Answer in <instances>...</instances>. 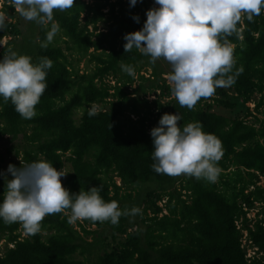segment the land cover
Returning a JSON list of instances; mask_svg holds the SVG:
<instances>
[{"label": "trees", "instance_id": "trees-1", "mask_svg": "<svg viewBox=\"0 0 264 264\" xmlns=\"http://www.w3.org/2000/svg\"><path fill=\"white\" fill-rule=\"evenodd\" d=\"M0 2V11L7 15L0 28V41L7 39L0 59L15 52L31 57L34 65L41 57L53 62L47 70L48 89L33 119L21 118L12 103L0 97V138L20 135L22 166L47 160L59 171L69 165L62 186L70 193L100 187L105 202L117 201L122 211L140 209L136 215L121 216L117 225L81 220L74 228L66 210L46 216L36 235H26L21 224L0 219V264H264V218L257 219L264 214V190L255 186L264 177V9L254 22L244 19L237 25L239 34L228 37L234 46L235 83L217 88L211 98H202L188 110L175 97L165 105L158 103L171 93L161 79L171 72L167 61L160 58L153 64L135 48L124 52L123 37L142 29L146 12L158 7L154 0H137L132 7L128 0H74L72 8L54 11L63 49L50 43L41 48L45 25L29 21L22 27L15 20L20 14L12 0ZM83 59L92 67L79 74L76 65ZM121 64L132 66L136 74L141 69L149 74L137 76L136 86L128 91L132 76ZM238 69L242 72L236 74ZM148 95L154 97V119ZM255 95L254 111L260 109L262 117L254 121L256 127L213 112H231L237 101L244 105ZM93 106L96 115L89 116ZM76 112L80 115L75 123ZM165 113H177L181 128L200 122L205 133L221 141V172L214 183L153 170L150 132ZM3 191L6 180L4 185L0 182V202ZM254 203L260 210L247 223L242 206L248 210ZM243 231L255 249L249 258L241 246Z\"/></svg>", "mask_w": 264, "mask_h": 264}, {"label": "clouds", "instance_id": "clouds-1", "mask_svg": "<svg viewBox=\"0 0 264 264\" xmlns=\"http://www.w3.org/2000/svg\"><path fill=\"white\" fill-rule=\"evenodd\" d=\"M158 7L146 12L141 30L126 34L124 52L134 48L149 56L155 64L163 58L171 65L167 81L172 95L181 107L194 110L203 98H211L217 88H228L235 83L233 69L234 46L228 37L239 34L237 25L244 19L254 22L261 15L264 0H154ZM15 11L26 21L40 25L51 23L41 48H47L60 31L54 21V11H66L74 0H12ZM130 7L137 0H129ZM7 19L0 11V28ZM133 19L138 23L139 17ZM53 62L41 57L38 64L31 57L10 52L0 59V97L11 102L21 118L33 119L40 98L48 89L47 70ZM122 71L134 76V68L121 64ZM242 72L238 69L236 74ZM89 116L96 115L93 106ZM181 117L163 114L150 135L154 145L153 170L169 176L187 175L215 182L221 172L217 166L222 158V143L213 134L205 133L200 122L181 128ZM11 179L6 180L0 202V219L7 224L19 223L26 235H36L48 215L70 210L69 223L78 220L110 222L117 225L121 216L136 215L139 208L121 210L117 201L105 202L100 187L70 193L61 183L66 176L47 160L34 161L20 168L9 164Z\"/></svg>", "mask_w": 264, "mask_h": 264}, {"label": "rangeland", "instance_id": "rangeland-1", "mask_svg": "<svg viewBox=\"0 0 264 264\" xmlns=\"http://www.w3.org/2000/svg\"><path fill=\"white\" fill-rule=\"evenodd\" d=\"M85 1V0H84ZM129 1V0H128ZM0 7H1V2H0ZM14 7V5H13ZM14 11H15V7H14ZM16 12V11H15ZM15 20L18 21L22 27L26 26L27 23H29V21H26L23 17H21V15L16 16ZM45 28L48 30H50L51 26H49L48 24L45 25ZM99 28H102L101 26H99ZM5 41H7V39H2L0 41V49L3 47ZM62 37L61 34L58 32L57 35L54 37L53 41L50 43L53 46H57L60 47L61 49H63V44H62ZM64 54L66 55L67 59L72 60L71 57H68L67 53L64 52ZM74 63V61H72ZM85 59L81 60L77 65V70L79 71V74L85 69V67L87 69H90L92 66L90 64H85ZM168 68H171V65L169 63H166ZM135 71V75L132 76V81L133 84L129 87L128 91L132 90L135 86H136V82H138V78L137 76H142L144 78H146L149 74V71H143L142 69L140 71H138V74H136V70ZM161 79H163L164 84L167 85L169 88L170 85L167 81V75H164L161 77ZM106 81V80H105ZM107 81H110L107 79ZM226 93L228 94V96H232V94L228 91H226ZM155 95H157V93H155ZM174 96L172 95V92L170 93L169 97L167 98H161L158 100V103L160 105H165L166 103H168V101L173 98ZM252 102L250 101V103H246V104H241L240 101H237V106L233 111H226L223 109H213V112L223 116L225 118H229V119H233V118H238L243 120L247 125H252L254 127L257 126V123H255L254 121H258L260 120L262 117L259 115V111L260 109L255 112L254 111V104L257 102L258 96H253L252 98ZM146 101H147V106H148V110L150 112V117L151 119L156 118L157 115V110L155 108V105L152 103L154 101V97H152V95H148L146 96ZM96 108V107H95ZM146 110H142V112H144ZM247 111V112H246ZM250 113V117L247 116L246 117V113ZM79 112H76L73 120L76 123L79 117ZM163 114L159 115V119L161 118ZM21 140H20V135L17 136L16 139L14 140H9V138L7 136L1 137L0 138V172L4 173L8 179L12 178L11 175L7 172L8 166L9 164L14 165L17 168H20L22 166V164L20 163L19 160V150H21ZM17 151L18 155L15 156L14 151ZM23 167V166H22ZM63 172H65V174L70 172V168L69 165L65 164L63 169ZM65 177V176H64ZM64 177H61V183H63ZM114 183L116 184V186H119V182L116 178H113ZM2 182V181H0ZM255 186L257 187H261V189L264 190V177H260L257 179V183H255ZM255 208H252L250 210H248V214L249 216H252L253 214H256L259 210H260V206L258 204L254 205ZM65 215V214H64ZM81 220H78V222L80 223ZM70 225L72 226V228L75 227V222L74 223H70ZM90 229H93V226L90 227ZM42 236H44V233H41ZM25 235L23 233H20V238H24ZM89 241V240H88ZM3 241L0 239V253L3 251L4 246H3ZM106 242H109V240H106ZM250 252V251H249ZM249 256L251 255V252L249 254ZM77 259L81 260L80 257H77Z\"/></svg>", "mask_w": 264, "mask_h": 264}, {"label": "built area", "instance_id": "built-area-1", "mask_svg": "<svg viewBox=\"0 0 264 264\" xmlns=\"http://www.w3.org/2000/svg\"><path fill=\"white\" fill-rule=\"evenodd\" d=\"M251 190H253V188L252 187H250L249 188V191H251ZM254 205H255V203H254ZM254 205H253V207L252 208H255L254 207ZM242 208H243V211L245 212V219L247 220V223H251L253 220H254V218H255V215L256 214H253L252 216H249V214H248V210H250V209H248V210H246L243 206H242ZM251 208V209H252ZM258 213V212H257ZM260 219V218H264V214L263 215H259V216H257V219ZM236 228H239L240 226H239V223L237 222L236 224ZM251 226V225H250ZM249 226V227H250ZM245 236H246V234H245V232L243 231L242 232V238H241V246L243 247V248H245V250H246V258H249L250 256H249V254H250V252H251V255H252V253L254 252V250L255 249H253V248H250L249 247V242H247L246 240H245ZM3 243V242H2ZM9 248L11 247V246H8ZM250 251V252H249Z\"/></svg>", "mask_w": 264, "mask_h": 264}]
</instances>
